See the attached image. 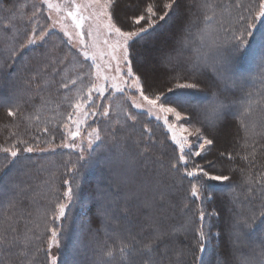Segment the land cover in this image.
I'll return each mask as SVG.
<instances>
[{"label": "trees", "instance_id": "trees-1", "mask_svg": "<svg viewBox=\"0 0 264 264\" xmlns=\"http://www.w3.org/2000/svg\"><path fill=\"white\" fill-rule=\"evenodd\" d=\"M124 1L116 0L112 9L118 20H125L134 12L138 14L146 3L151 2V0H127L125 3ZM253 1L256 2L257 0H189L187 7L185 6L187 0L186 2L185 0H178L175 10L164 25L162 24L161 30L151 32L154 36L153 39L149 40L151 45H149V41L145 42L146 39L143 38L144 43L132 45L131 48L130 60L133 70L146 84L147 94L157 91L166 93L172 84L177 83L170 80V73H162L159 81L155 80L154 76H150L148 72L144 73L142 71H146L144 64L150 58L149 56L159 58L160 54L165 52L162 62L165 65L168 60H173V64L169 65L178 68V72L174 77L175 79L178 76L181 77L178 82L184 83L195 76L196 81L199 83V87L194 89L195 91H185L186 94L190 92H194L196 95L203 94L209 101L213 94H222L225 103L234 107V110H232L229 106V109L225 110L226 114L221 116L214 127H211L206 119L209 114L208 105L202 102V106L201 104L200 106L198 104L183 106L186 107L185 112L192 117L194 123L195 119L199 120L198 124L203 125L205 132L212 134L210 138L214 139V144L210 147L209 159L216 162L220 161L223 166L218 164L219 167H224L225 161L236 159V161H231L233 166L226 174L230 177L228 181L209 184L210 188H226L220 190V192L213 191L212 193L210 191L212 199L210 202V199L208 200L207 207L216 213L215 207L217 205L221 217L222 211L224 212V218L220 221L225 222L224 226L228 229V234L224 236L220 234L216 238L212 237L211 243L209 242V250L203 257L204 264H227L224 261L225 255L227 257L231 256V261L228 264H241L243 260H248L250 264H264V217L257 219L251 229L245 226V222L251 223L254 215L259 216L261 212H264V186L254 183L257 177L264 175V48L262 47L257 60L252 61L254 70L249 73L250 77H243L237 70L240 69L238 67L244 68L241 63L246 64L244 60L250 46L255 42H262L260 36L264 29L256 31V39L240 51H233L227 41V37L231 35V30L234 27L239 28L241 26L239 17L244 16V12L246 13L249 8L252 9ZM4 2L8 5L13 3L12 0H1L0 17H3L2 10L6 8L3 6ZM158 2L161 4L160 11L162 12V0H158ZM122 3L130 5V7H122ZM204 4H210L212 7L204 8ZM236 4H240L241 7H236ZM250 13L252 12H247L246 17ZM205 14L212 15L213 20L206 22L204 20ZM9 23V21L0 18V97L6 100V102H0V146H8L17 138L27 140L32 144L44 142L47 138L50 139L51 136L58 138V133L54 129V127L56 128V119L52 118L54 114L49 113V111L63 104L61 73L67 69L60 66L59 60H54L46 49L38 55L34 52L32 55L29 52L26 56L21 54L13 57L11 52L16 49L15 42H18L20 38L15 35L14 43L8 44L3 33L6 36L9 35V31L14 33ZM229 28L230 31L228 32ZM141 40L138 39L136 42L138 43ZM196 55L200 56L201 63L193 64L192 59ZM137 59L142 70H138ZM56 61L57 64H55ZM159 63L161 64V62ZM236 67L237 69H235ZM147 85L151 86L148 87ZM70 89L73 88L70 87L65 95H68L67 92ZM180 94H183V92H180ZM250 101L253 102V111L250 115L243 116L242 113ZM16 106L19 107L20 114L15 118L8 117L7 109ZM32 117H38V119H32ZM242 123L248 126L247 137ZM253 124H255V128L252 127ZM146 126L151 129L150 133L144 131ZM44 128L48 129L47 133L43 131ZM144 133L151 134L154 142L145 140ZM220 133L222 134L220 135ZM218 135H223V137L220 138ZM108 136L111 138V144L104 146L102 150V152L104 151L103 158L107 159L106 161H132L133 166H137V177L133 180L132 186L135 193L140 195V198L133 203L128 200L118 205V211L120 210V212L116 223L120 227V219L122 227L115 235H112L115 230L110 231L113 226L112 221L109 219L103 220V217H101V213L97 208V200L85 203L86 207L84 208V218H82L81 225L83 227L87 226L84 237L86 242H89V240L91 242L88 243L90 246L87 249L84 248L85 252L83 251V254H78V262L79 260L83 262L85 258L88 264H100L103 253L110 246L118 247L119 239H127L129 234L144 240L145 237L151 234V229L147 227L148 218L156 217L159 218L161 225L169 230L179 229L188 220H191V223L188 225L186 232L181 231L175 235V243L168 248L166 253L161 249V254H153L155 264H177V253L181 250L185 254L180 257V264H193V257L188 252V247L192 244L194 222L196 220V215H193L194 198L188 195L190 190L188 179L185 176L179 177L167 171L169 161L176 157L174 148L164 136V130H160L157 123L151 120L146 121L141 117L138 119L137 125H126L120 133H113ZM246 139L247 146H245ZM49 141L51 140L47 142ZM128 147L131 148L130 152L127 149ZM145 148L148 149L147 153H144ZM229 155H231V158H229ZM5 156L6 154L0 153V165L6 162ZM245 156L248 157L247 160L244 159ZM49 157L52 158L51 161H74L73 159L67 160L60 153L50 156L21 154L16 161H50ZM195 161L203 160L195 158ZM24 164V168L29 172L31 167L28 166V163ZM12 167L13 164L5 169L0 177V185L10 175ZM82 171L78 172L82 174ZM21 173L14 170L16 177H13L12 184L16 185L15 195L13 200L4 197V203L0 207V232L8 229L4 234L9 238L14 237L17 241L13 247L0 245V263L45 264L46 254H44V251L37 252L36 249L44 250L47 241V229L54 226L52 213L55 212L56 203L59 201L56 199L50 203L49 213L46 217L37 216L39 203H47L46 200L40 197L43 188L41 183L43 184L45 179L39 180V176L42 175L44 178L50 172L38 170L24 176ZM249 176L253 181L251 185L246 183ZM157 180L162 182L159 185L161 190L167 189L171 193L169 197L171 205L157 203L155 208H146L145 203L147 201L154 198L158 199ZM109 183H111L110 179ZM88 184L90 185L87 187L89 191L93 188L92 182L90 180L82 181L79 189L80 198L86 197V186ZM143 184L149 187L152 192L137 191ZM178 184H180L179 189H177ZM55 186L58 188L59 185L55 184ZM249 187L253 188L251 193L248 191ZM102 196L106 199V201L104 200L106 207L105 205H101V207L105 209L103 211L106 214L108 203L113 199L109 200L108 194ZM230 200L234 206L230 204ZM185 202L189 204V207L182 211ZM34 206L37 207L36 210H33ZM160 209H163V212ZM73 214L68 212L61 225L62 255L69 253L66 235L73 227L68 222ZM237 221L240 224L238 230L235 231L239 232L241 238L239 236L233 238L230 235V232L234 231L233 225ZM210 224L211 229L216 232L221 227V224L217 223L216 225L212 219ZM9 225L17 231L12 232ZM252 235L254 238H251ZM35 236H39V239H35ZM77 236H81L80 232L77 233ZM29 237L32 238L29 247L24 249V242ZM234 239L237 242L242 239L246 244L244 249L237 252ZM212 240L213 243H218V245L223 240L224 244L216 250L212 246ZM22 251H25L26 254L22 255ZM113 261H118L120 264L118 256ZM141 262L142 257L135 256L132 264H141Z\"/></svg>", "mask_w": 264, "mask_h": 264}, {"label": "snow or ice", "instance_id": "snow-or-ice-1", "mask_svg": "<svg viewBox=\"0 0 264 264\" xmlns=\"http://www.w3.org/2000/svg\"><path fill=\"white\" fill-rule=\"evenodd\" d=\"M116 0H87L84 4H77L76 0H71V3L67 7H62L61 4L53 3L52 0H43L48 7V9L53 10L57 14V18L53 19L52 16H49V19H52V24L48 28H43L37 33L35 26L32 27L31 33L28 35L25 43L20 45V49H25L30 45L37 44L40 41H43L48 35L51 29H54L59 25L60 29L63 31L64 36L68 37V40L71 42L74 38H78V43L81 46L80 51L83 57L95 61L97 55H99L101 61L104 64V67L111 68V63L105 61L104 57L107 56L110 58V61L116 62V76H112L111 84H97L91 82L90 86L87 88V92L84 93L83 90L77 95V97L71 102L72 112L68 113L67 123H64L62 127L67 130V135L62 141L59 147H63L69 150L79 149L81 153L84 152V148L81 144L75 143L77 138L81 137V125L86 122V119L89 116H103L109 117L112 111L111 106H101L103 107V112H98L91 108L92 95L97 93L99 96L103 97L105 91L110 87L111 90L115 93H122L128 95L125 92V88L135 89L139 94L131 95L128 98L131 100V107L138 110H146L147 115L154 116L156 120H163L164 124L167 126L168 131L171 132L172 142L178 146L179 155L177 158H173L169 161L167 171L176 174L179 177H197L203 176L206 180L209 181H228L229 176L223 174H213L212 172L206 170V168L200 164H196L191 169L188 168L190 157H202L207 153L210 146L214 144V139L210 138L209 135L205 134V129L201 126L194 124L191 128L185 127L184 124H177L175 122H180L182 120L188 119L187 114L182 110L183 100H176L174 102H168L165 92H154L152 94H146V84L142 82L140 76H137L131 65V48L132 45L138 39H142L145 34L150 30L154 29L157 26L158 21H164L168 18L172 12L175 10L178 0H162V9L160 11L161 4L158 0H151V2L146 3L142 10L137 13H133L125 20H118L113 13V7ZM204 8H211L212 5L204 4ZM236 7H241L240 4H236ZM91 9V11H88ZM10 11V9H9ZM40 9H36L32 16H35ZM63 12L64 15H60ZM212 15H204V20L206 22L213 20ZM31 19V17H29ZM66 19H71L72 25L75 29V36L73 33L69 32L67 25L64 23ZM239 20L241 26L239 28H233L231 30V35L227 37L228 44L230 45L233 51H240L248 47L254 39H256V31L264 29V0H259L258 10L253 13H250L246 18L240 16ZM85 21H91L92 24L87 33L91 44L89 45L85 40V33L83 32V26ZM259 22V25L258 23ZM93 29L96 32V35H93ZM104 35L103 45L104 49H100L99 45V36ZM260 40L262 41V46H264V32H261ZM96 49V52H90L89 48ZM11 55L15 57L17 55V50L13 49ZM121 65L127 67L126 78L121 73ZM97 69L95 73H91V76H95L97 80L103 79L108 81L109 77L102 74L99 64H95ZM81 79V77H77ZM77 79L70 80L69 83L75 85ZM177 80L181 77H176ZM130 81V83H129ZM150 87L151 85H147ZM61 87L67 88L68 83H61ZM199 87V83L196 81L195 76L190 80H187L184 83L177 82L173 87L167 89L168 93H172L174 89H196ZM253 102H249V105L244 109L242 113L243 116H248L252 113ZM229 108V105L225 103V98H222V94H213L209 102V114L206 117L209 126L214 127L216 122L219 121L222 115L226 114V109ZM121 115H123L127 120L137 122V116L130 112L127 108L120 109ZM20 114L19 107L15 108L9 107L7 109V116L15 118ZM169 116L174 117L175 122L169 121ZM32 119H38V117H32ZM117 123H120L117 121ZM70 125L74 126L70 127ZM242 127H245L246 137L248 133V126L242 123ZM255 128V124L252 125ZM45 133L48 132L47 128H44ZM145 132H151V129H144ZM190 137H195V141L191 140ZM147 138V137H146ZM87 145L88 148H91L97 141L102 139L101 131L97 128H92L91 131L87 133ZM49 144L51 142L49 141ZM245 146H247V139L245 140ZM54 151L55 146L50 148H41L39 143L32 144L27 140L17 138L13 143L8 146H0V153L6 154L4 157L5 163L0 165V172H4L5 169L10 167L15 163L16 159L22 153H33L37 151ZM148 149H144V153H147ZM223 155V153H221ZM231 158V155H229ZM85 159L84 155L78 157V161ZM245 160L248 159L247 156L244 157ZM67 163L71 164V161ZM208 167H212V161H208ZM183 166V171L181 167ZM163 167V165H161ZM68 173L73 175L76 174L77 168L75 164H72L71 167L67 169ZM64 185H69L70 181L65 179L63 181ZM162 182L157 180L156 188L158 199L154 198L145 203L146 208H155L157 203L163 204L168 203L171 205L170 195L171 193L167 190H161L159 185ZM246 183L250 185L253 184L251 176L248 177ZM264 186V175L257 177L254 182ZM205 185L202 183H191L190 190L188 195L195 200H201L203 204L202 193L204 191ZM248 191L251 193L253 191L252 187H249ZM211 197H209L210 199ZM73 199V190L71 187H68L63 192V201L57 202L55 206V212L52 213V218L55 221H60L61 218L66 215V208L68 204L66 201H71ZM187 199V197H185ZM14 206V205H13ZM189 204L185 202L183 204L182 211L187 209ZM163 212V209H160ZM217 213H206L201 206L198 209V221L199 226L194 229V235L192 237V244L188 247V252L193 257V264H204L203 254L206 252L207 245L210 240V232L206 230L205 227V217L207 215H216ZM264 217V212H261L259 216H253L251 223L245 222V226L249 229L253 227L257 219ZM149 223L147 227L151 229V234L145 237L144 240H140L135 235L129 234L127 239H119L118 247H109L102 255L103 264H109L110 261L116 260L117 256L119 257L120 264H132L133 258L135 256L142 257L141 264H155L153 260V254H161V249L166 253L168 248L174 245V237L178 232H186L188 225L191 223V220L185 222L179 229L173 228L171 230L164 228L159 222V218L149 217ZM240 222L237 221L233 225V230L230 232V235L239 236L238 230ZM9 228L12 232L17 231L15 228L9 225ZM8 229H4V232H0V245H5L8 247H13L16 244V239L7 237L6 233ZM31 231V230H29ZM51 235L47 240V264H58V259L56 256L52 255L53 247L60 246V231L57 228L50 227L47 229ZM143 231V229H142ZM219 235V233L217 234ZM187 238V237H186ZM32 238L29 237L24 242V249H28L29 242ZM35 239H39V236H35ZM37 252L43 251V249H36ZM22 255H25L26 252L22 251ZM185 253L183 250L177 253V264H180V257ZM34 258V257H33ZM241 264H250L248 260H243Z\"/></svg>", "mask_w": 264, "mask_h": 264}, {"label": "rangeland", "instance_id": "rangeland-1", "mask_svg": "<svg viewBox=\"0 0 264 264\" xmlns=\"http://www.w3.org/2000/svg\"><path fill=\"white\" fill-rule=\"evenodd\" d=\"M12 1L13 3L9 5L8 3L4 2L3 6L6 7L2 10V16L4 18L3 17H0V18L9 21L10 22L9 25L14 31V33L12 31H9L8 36H6L3 33V35L7 39L8 44L11 45L14 43L13 39L15 35L16 37L20 38L18 42L17 41L15 42L16 50H17L16 57L21 54H23V56H26V54H29V52H31L32 55L34 53L38 55L39 53H41L43 50L46 49L50 52L54 60L55 59L59 60L60 66H63L64 68L66 67L67 70L61 73L62 74L61 83H68L67 88L61 87L63 104L56 106L52 108V110L49 111V113L54 114V116L52 115V118L56 119V124H55L56 128L54 127V129L58 133V138L51 136L50 139L47 138L46 141L39 143L41 148H50L51 146H55V150L54 151H51V150L50 151H37L33 153H22V154H30V155H35V156H50V155L60 153L67 160L73 159L74 161H71V164L67 163L68 161H51L52 160L51 157H49L50 161H15V163H13L12 170L9 173L10 175H8L6 177L5 182L2 185H0V207L4 203V197L10 200H13V197L15 195L14 189L16 188V185L12 184V181H13L12 179H14L13 177L14 176L16 177V175H14V170H16L17 173L22 172L21 174H23V176L27 174L35 173L38 170L50 172L47 175H45L44 178L42 177V175L39 176L40 177L39 180L45 179L43 180V184L41 183L43 188H42V192H40L41 194L40 197L46 200L47 203L46 204L39 203V211H38L37 216L46 217L49 213L50 203L53 202L54 200L58 199L59 202H65L63 201V192L68 187H71L73 190V199L71 201H66V203L68 204V207L66 208V215L68 214V212L74 213L68 221L69 223H71L70 225H72L73 227L70 230V232L66 235L67 248H68L69 253H64V255L61 254V252L63 251V247L61 245V240H60V246L53 247L52 255L57 257L58 264L59 263L60 264H88V262L85 261V258L83 262H80V260L78 262V256H79L78 254L82 253L84 251V248L87 249L88 246H90V244L88 243L91 242L90 240L89 242L85 241L84 233H85V230L87 229V226L85 225L86 227L85 228L81 225L82 218H84L83 214H84V208L86 207L85 203H91L97 200V208L99 210V213H101V217H103V220L109 219L110 221H112L113 226L111 227L110 231L115 230L114 233L112 234V235H115L117 234L116 232H118L119 229L122 227L120 219H119L120 227H118V224L116 223L118 214L120 212V210L118 211V205H120L121 202H126L128 200H131V202L133 203L136 200H138V198H140V195L135 193V191L133 190V186H132L133 180L137 177V170H138L137 166H133L132 161H106L107 159L103 158L102 154L104 153V151L102 152V150L104 146H109L111 144V141H110L111 138L108 135L113 134V133H120L122 128H124L126 125H137L138 119L143 117L146 121L151 120L152 122L157 123L159 125V129L164 130V136L166 140H168V142L174 148L175 150L174 153H175L176 158L179 155L178 146L172 142L171 132L168 131V128L164 124L162 119L156 120L154 116L147 115L146 110H138V109L131 107V100L128 97L131 95H136V96L139 95L135 89L125 88V92L128 94V95H125L122 93H115L109 87L105 91V94L103 97L99 96L97 93H93L92 95L91 108L89 110L94 109L98 112H103V107L101 106H111L112 111L109 117H103L99 115L89 116L86 119V122L81 125V137L77 138L75 143L81 144V146L84 148V152L81 153L79 149L69 150L63 147H59V145H61L62 141H64L67 135V130L64 129L62 125L68 122L67 121L68 113L73 111V109L71 108V102L77 97V95L81 92V90H83L84 93L87 92V88L90 86V80L91 82H94L97 84H105V83L111 84L112 83L111 77L116 76V71H115L116 62L110 61V58L105 56L104 60L109 61L111 63V68L109 69V68L104 67V64L101 61L99 55H97V59L95 61H92L91 59L86 60L81 54V51H80L81 46L78 43V38H74L70 42L68 40V37L64 36V33L60 29L59 25H57L54 29H51L43 41H40L34 45H30L27 48L21 50L20 45L26 42L28 35L31 33L32 27L35 26L37 29V33H39L41 29L48 28V26L52 24L53 21L52 19H49V16H52L53 19H56L57 14L53 10L48 9L47 5L43 3V0H12ZM52 2L56 4H61L62 7H67L71 3V0H52ZM86 2L87 0H76L77 4H84ZM125 2H127V0H125L124 3ZM188 4H189V0H187V2L185 3V6L188 7ZM124 6H126L127 8L130 7V5H127V4L125 5L123 4L122 7ZM258 6H259V0H257L256 2L253 1L252 9L249 8L248 10H246V13L244 12V17H246L247 12H250V11L254 14V12L258 10ZM37 8L40 9V11L37 12L35 16H32V13ZM88 11H91V9H89ZM60 15H64V13L61 12ZM29 17H31V19H29ZM167 19L168 18H166L164 21H158L157 26L143 36V38L146 39L145 42L153 39L154 36H152L153 33L151 32L153 31L156 32L158 30H161L162 24L164 25ZM64 23L67 25L68 31L73 33V35L75 36V29L72 25L71 19H66ZM91 24H92L91 21H85L83 29H82L83 32L85 33V40L89 45L91 44V40H89L87 33L90 29ZM229 31H230V28L228 32ZM93 35L94 36L96 35V32L94 29H93ZM104 38L105 37L102 34V30H101V35L99 36V45H100V49L102 50L105 47L103 45ZM143 38H142L143 41L142 40L138 41V43L136 42L135 44H142V42L144 43ZM150 42L151 41H149V43ZM149 45H151V43ZM174 45L175 47L177 46L176 42L174 43ZM262 47L264 48V46H262V42H255V44H252L250 46V49L246 53V59L244 60L246 64L241 63L242 65H244L245 69L241 67H238V68L242 70L237 69V67L235 68L238 70V72L243 77L245 78L250 77L249 73H251L252 70H254L252 61L257 60L260 54V51L262 50ZM89 51L96 52L97 50L90 47ZM164 53L165 52L161 53L159 58L157 56L156 58L154 57L152 58L151 56H149L150 58L148 59L146 64H144V66L146 67L145 68L146 71L141 69L139 65L140 63L137 59L136 63L138 66V70L140 69L144 73L148 72L150 76L152 77L154 76L155 80H159V81L161 80L159 78L160 76H162V73L167 72V74L168 73L171 74V79H170L171 81L172 80L175 82L180 81L174 78L178 72V68L172 65H169V64H173V60H168L166 62L167 65L163 64L162 60H163V57H165ZM172 56L173 55L171 54V57ZM199 57H200L199 55L193 56V59H192L193 64L201 63V60H199ZM159 62H161V64ZM154 63H156V65H154ZM55 64H57V61L55 62ZM95 64H99L101 66L100 70L103 75L109 77L108 81H104L103 79L97 80L95 76L90 75L91 73H95L97 70L95 68ZM121 73L126 78L127 67L125 65H121ZM134 73L138 76L136 72ZM225 73L227 74L226 71ZM78 76L81 77V79H77ZM73 79H77V83L75 85H72L71 83H69V81ZM174 85L175 84H172L171 87H173ZM70 87H72L73 89H70L67 92L68 95H65V92ZM189 90L192 91L194 89H174L172 93H168L166 91L167 101L174 102L178 99L183 100L184 103L182 105V110L184 112L186 110V107H183L184 105L188 106L189 104L193 106L192 104L194 105L198 104V106H200L201 104L202 106V102L208 105V109H209L208 103L210 101L209 99H207L206 96H204L203 94L196 95L194 92H190L186 94V92ZM180 92H183V94H180ZM2 101L6 102V100L3 97H0V102ZM229 106H230V109L234 110L233 106H231L230 104ZM121 108H127L130 112L135 114L137 116V122L134 123L133 121L127 120L123 115H121L120 113ZM187 116H188V119L182 120L180 122H175L174 117L169 116V121L175 122L177 124H184L185 127H189V128H191L194 124H196L197 126L203 127V125H200L201 123L198 124L199 120L197 121L195 119V123H194L192 117L188 114ZM117 121H119L120 123H117ZM70 127H73V130H74L73 125H70ZM92 128H97L101 131L102 139L100 141H97L94 145H92L91 148H88L86 137H87V133L91 131ZM205 134L209 136L212 135L208 132H205ZM221 134L222 133H220V135ZM222 137L223 135L220 136V138ZM190 139L195 141V137H190ZM48 140H51L50 141L51 144L47 142ZM145 140L154 142V139L151 136V134H145ZM34 144H36V142ZM210 147L207 153L204 154L202 157H194V156L190 157L188 168L191 169L196 164H200L204 166L206 170L212 172L213 174H223V175L228 174L229 170L233 166L231 161H236V159L233 158L231 160L225 161L224 167H219L218 164H220V166H223V164L220 161H219L220 163L216 161H212V167L209 168L207 162L211 161V159H209L210 157L209 154L211 150ZM127 149L129 150V152L131 151L130 147H128ZM80 155H84L85 159L82 161H78V157ZM195 158H199L200 160H203V161H195ZM24 163H28V166L31 167L29 169L30 170L29 172L26 168H24L25 167ZM72 164H75L77 168V172L75 175L68 173L67 171V169L71 167ZM180 167H181V171H183V166L181 165ZM81 170H83L82 174L78 172ZM3 173L4 172L0 173V177ZM185 177L188 179L190 183V187H191V183H202L205 185L204 191L202 193L203 204H201V200L193 199L194 201L193 215H196V220L194 222V229H195L196 227L199 226L198 209L201 206L203 207L206 213H210V214L213 213V211H211L207 207V202L210 197V191H212V193L213 191L220 192V190L222 189L224 190L226 188L224 187L210 188L209 184L213 182H219V181H209V180H206L203 176H197V177L185 176ZM106 178H108V180H106ZM65 179L70 181L69 185H64L63 181ZM109 179L111 180V183L108 184ZM83 180H90V182H92L93 184V188L88 191L87 187L90 186L88 184L86 186V194H85L86 197L80 198L79 189H80V186ZM114 183H115V186H114ZM55 184L59 185L58 188L55 186ZM110 184L112 185L110 186ZM179 188H180V184L177 185V189ZM137 191L148 192V193L152 192V190L149 187H146L144 184L141 185V188L137 189ZM103 194L104 195L108 194L107 197H109V200L113 199L111 202L108 203V209L106 210V214L104 213L105 209L104 208L102 209L101 207V205L103 206L105 205L106 207V204H105L106 199L102 196ZM211 199L212 198H210L209 202L211 201ZM101 201H102V204H101ZM230 204L234 206L231 200H230ZM36 209L37 207L34 206L33 210H36ZM215 210L217 213L216 215H207L205 217V227H206V230L210 232V240H209L210 243H211L212 237L216 238L218 233H219L218 236H220V234L223 236L225 234H228V229H226L224 226L225 222L224 221L221 222L222 218H224V212L222 211V217H221V214L218 211L217 205L215 207ZM64 218L65 217L61 218L60 221L53 220L54 222L53 228H57L60 231V236H61V225H62ZM211 219L214 221L216 225L217 223L221 224V227L217 232L211 229V224H210ZM78 232H80L81 234L80 237L77 236ZM50 235L51 233L48 232L47 238H46L47 240ZM232 236L233 238H235L236 235H232ZM239 237L241 238L240 235ZM251 238H254L253 235ZM235 242H236L235 245H237L236 246L237 252H239L241 249H244V246L246 244L244 243L242 239H240L239 242L237 241ZM223 244H224L223 240L219 242V245L218 243L216 244L213 243V240H212V246L216 250ZM226 246H227V243H226ZM208 250H209V243L207 245L206 252L203 254V257L206 255ZM43 251H44V254H46L47 241L44 245ZM212 253L214 252L212 251ZM60 259H61V262H60ZM224 261H226L225 263L228 264L231 261V256L229 255V257H227V255H225ZM45 264H47V256H46ZM100 264H103V262H100ZM109 264H119V263L118 261H110Z\"/></svg>", "mask_w": 264, "mask_h": 264}]
</instances>
